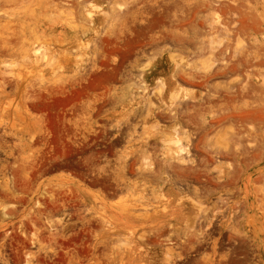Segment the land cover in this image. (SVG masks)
I'll list each match as a JSON object with an SVG mask.
<instances>
[{
	"label": "rangeland",
	"instance_id": "obj_1",
	"mask_svg": "<svg viewBox=\"0 0 264 264\" xmlns=\"http://www.w3.org/2000/svg\"><path fill=\"white\" fill-rule=\"evenodd\" d=\"M0 264H264V0H0Z\"/></svg>",
	"mask_w": 264,
	"mask_h": 264
},
{
	"label": "crops",
	"instance_id": "obj_2",
	"mask_svg": "<svg viewBox=\"0 0 264 264\" xmlns=\"http://www.w3.org/2000/svg\"><path fill=\"white\" fill-rule=\"evenodd\" d=\"M85 259H91V258H87V257H85Z\"/></svg>",
	"mask_w": 264,
	"mask_h": 264
}]
</instances>
